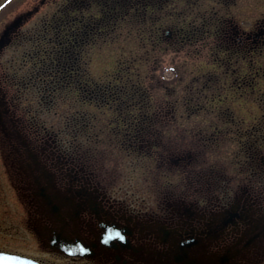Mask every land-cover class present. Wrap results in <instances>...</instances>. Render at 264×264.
<instances>
[{
    "label": "rangeland",
    "instance_id": "obj_1",
    "mask_svg": "<svg viewBox=\"0 0 264 264\" xmlns=\"http://www.w3.org/2000/svg\"><path fill=\"white\" fill-rule=\"evenodd\" d=\"M98 1L83 0L76 11L77 19L95 24L76 43L65 82L42 71L55 38L44 22L59 15L65 0H0V104L14 114L1 112L0 119V249L50 264L112 262L50 253L33 230L42 207L26 188L31 177L15 160L14 144L23 138L33 149L36 130L76 148L91 179L135 212L164 221L181 200L209 214L234 198L244 203L246 195L264 206L263 175L250 160L252 149L264 153V44L236 52L212 34L224 16L253 28L264 19V0H141L104 18ZM70 21L58 32L64 40ZM135 121L151 123L159 135L139 146ZM188 151L191 161L170 162ZM203 174H211L209 193L198 187L206 183ZM254 243L226 264H264V239ZM201 247L200 264H214L209 251L217 246Z\"/></svg>",
    "mask_w": 264,
    "mask_h": 264
},
{
    "label": "flooded vegetation",
    "instance_id": "obj_2",
    "mask_svg": "<svg viewBox=\"0 0 264 264\" xmlns=\"http://www.w3.org/2000/svg\"><path fill=\"white\" fill-rule=\"evenodd\" d=\"M218 22L212 34L234 46L235 51L251 52L258 44H264V19L256 21L251 29L242 28L229 16ZM173 34L174 31L169 29L168 36ZM228 61L232 62L230 58ZM1 112L11 111L0 104V119ZM11 122L15 124L13 119ZM133 125V136L139 146L146 139L152 141L159 135L151 123L135 121ZM14 129L21 139L19 130ZM33 132L34 148L22 138L19 145L14 144L15 152H20V157L15 160L31 177L26 188L30 189L33 201L42 207V215L34 219L36 226L32 228L50 253L106 259L111 260L110 264H200L198 256L204 253L201 246L215 244L217 248L209 251L215 252L214 256L208 261L226 264L239 257V252L251 251L257 240L264 239V213L261 212L264 206L257 205L255 196H244V203L234 198L233 203L211 207L209 214L206 208L199 212L195 202L181 200L162 221L157 218V213L142 214L128 209L123 203L113 202L106 189L87 174L86 160L76 148L72 151L64 149L52 134L48 136L49 142L39 130ZM252 150L251 165L254 169L259 168L264 179V153ZM192 159L189 151L170 156L173 163ZM209 175L203 174L206 183L198 186L208 188V193L213 186ZM83 230L90 231L83 235ZM11 252L50 264L26 252Z\"/></svg>",
    "mask_w": 264,
    "mask_h": 264
},
{
    "label": "trees",
    "instance_id": "obj_3",
    "mask_svg": "<svg viewBox=\"0 0 264 264\" xmlns=\"http://www.w3.org/2000/svg\"><path fill=\"white\" fill-rule=\"evenodd\" d=\"M139 1L141 0H99L98 3L100 5H105L104 8H102L103 10H101V16L104 18L106 15L111 17L113 13H117L119 11H130L135 6V3L137 4ZM150 1L151 0H146L147 3ZM82 2L83 0H65L59 15L55 14L53 18L50 17V19H47L44 22L45 29L51 30V33H54L53 35L56 40L53 36H49L51 41L53 38V48L49 53V62L46 63V68L42 71L48 73L51 72L55 75V77H63L65 82H67V79L70 77L69 75L73 73L70 68V61L75 58L74 53L76 52V43L83 41L84 38L82 37H85L86 34L90 33V27L95 24V20H89L86 18H81L79 20V18H76V11L79 9L80 3ZM68 20H71L70 22L72 26L68 31L69 36L64 40L65 37L59 36L58 32L61 27L63 28L66 26V21ZM86 84L88 83L86 82ZM86 89H89L88 86L83 85L82 90L85 91V93H87Z\"/></svg>",
    "mask_w": 264,
    "mask_h": 264
},
{
    "label": "water",
    "instance_id": "obj_4",
    "mask_svg": "<svg viewBox=\"0 0 264 264\" xmlns=\"http://www.w3.org/2000/svg\"><path fill=\"white\" fill-rule=\"evenodd\" d=\"M19 20H20V18L18 20H16L14 22V24L11 25L10 28H13L15 25H17ZM4 42L5 41L2 38L0 40V49L2 48V45H3ZM0 264H40V263H38L37 261H35L33 259H29V258H26V257L18 256V255L12 254V253L0 252Z\"/></svg>",
    "mask_w": 264,
    "mask_h": 264
}]
</instances>
